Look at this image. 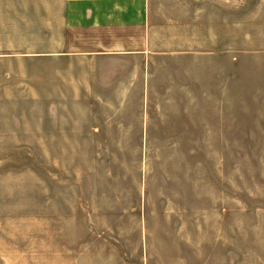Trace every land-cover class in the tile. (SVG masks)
<instances>
[{"label":"rangeland","instance_id":"1","mask_svg":"<svg viewBox=\"0 0 264 264\" xmlns=\"http://www.w3.org/2000/svg\"><path fill=\"white\" fill-rule=\"evenodd\" d=\"M59 4L0 0V53L44 50ZM150 4L196 73L173 148L45 149L44 86L0 72V264H264V0Z\"/></svg>","mask_w":264,"mask_h":264},{"label":"crops","instance_id":"2","mask_svg":"<svg viewBox=\"0 0 264 264\" xmlns=\"http://www.w3.org/2000/svg\"><path fill=\"white\" fill-rule=\"evenodd\" d=\"M59 5L44 50L0 53L1 76L21 79L24 68L44 86V97H34L44 101V148L175 147L152 144L177 142L182 119L190 124L195 117L196 73L192 82L195 69L183 62L190 52L153 36L150 0H60ZM34 114L38 117L37 110Z\"/></svg>","mask_w":264,"mask_h":264}]
</instances>
